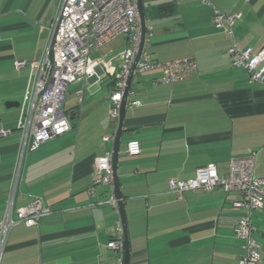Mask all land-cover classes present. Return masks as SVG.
<instances>
[{
  "label": "crops",
  "instance_id": "0c3cea01",
  "mask_svg": "<svg viewBox=\"0 0 264 264\" xmlns=\"http://www.w3.org/2000/svg\"><path fill=\"white\" fill-rule=\"evenodd\" d=\"M56 1L0 0V89L6 102L18 103L12 107L18 108L16 122L0 121V128L10 130L0 136V220ZM209 1L143 0L145 30L152 31L145 50L156 62L192 58L196 69L167 84L154 83L160 68L132 76L133 99L140 104L126 106L117 156L128 264H231L243 254V242L234 234L241 215L232 206L237 193L186 191L179 199L167 185L169 179L193 178L197 168L211 162L225 174L229 158L252 152L255 175L264 177V87L230 64L232 38L212 20L214 8L240 13L232 27L238 46L264 49V0ZM112 41L101 47L109 50L97 60L117 65L125 39ZM16 60L26 65L16 70ZM93 82H76L78 107L66 110L70 131L26 152L14 207L37 196L51 212L37 226L18 224L3 242L0 238V264L113 262L106 243L117 235L119 213L97 204L113 190L92 181L94 158L113 146L102 137H113L118 119L109 116L112 79L103 78L91 93ZM132 139L140 143L136 156L126 154ZM252 223L264 264V204Z\"/></svg>",
  "mask_w": 264,
  "mask_h": 264
},
{
  "label": "built area",
  "instance_id": "2783aa9c",
  "mask_svg": "<svg viewBox=\"0 0 264 264\" xmlns=\"http://www.w3.org/2000/svg\"><path fill=\"white\" fill-rule=\"evenodd\" d=\"M210 4L209 0H199ZM240 13L226 14L214 8L212 20L216 27L232 38L227 49L230 64L243 68L253 82L264 87V49L256 51L247 47L241 49L233 37L232 27ZM48 38L38 61L33 80L30 100L18 146L17 157L6 208L0 220V238L3 242L7 232L18 224L26 227L37 226L40 219L50 214L51 209L40 197L32 199L15 209V199L22 179L25 155L28 150L37 148L41 143L70 131L71 123L63 108L65 94L71 83L86 82L94 78L100 83L103 78L112 79L109 95V116L118 119L122 95L130 74L133 61L142 41V23L138 11V0H57L53 12L47 21ZM152 31L145 30L143 49L133 74L160 68L161 75L154 83H171L182 79L196 69L192 58H182L165 62H156L145 50ZM122 36L125 47L116 57L117 65L103 60L92 61V52L103 47L113 39ZM14 68L20 70L26 65L24 60H16ZM97 69L101 70L98 73ZM81 94V91L79 95ZM134 91L129 88L126 106H138L133 99ZM10 130L0 128V136ZM104 142H112L110 136H103ZM140 143L136 139L126 144V154H140ZM255 153L244 157H231L225 174L217 172L214 163H208L196 169L195 176L188 180L169 179L168 188L181 198L186 191H212L220 189L226 193H237L232 202L241 215L234 226V234L242 240L243 254L231 264H260V244L255 239V226L252 215L264 204V177L255 175ZM93 186L108 185L112 188V150L94 158ZM93 189V187H92ZM116 211L117 200L113 192L105 202ZM117 235L106 246L112 250L114 260L111 264H123L124 241L120 219L117 222Z\"/></svg>",
  "mask_w": 264,
  "mask_h": 264
},
{
  "label": "water",
  "instance_id": "95a60500",
  "mask_svg": "<svg viewBox=\"0 0 264 264\" xmlns=\"http://www.w3.org/2000/svg\"><path fill=\"white\" fill-rule=\"evenodd\" d=\"M138 11H139L141 23H142V41H141L139 51L133 61L130 74L126 81V86H125L124 93L121 99V104H120L117 130L112 137L113 138L112 140V143H113V146H112V176H113L112 190H113L114 197L117 200V208H118L119 218H120L122 232H123V241H124V262L123 264H128L130 250H129V240H128V234H127L126 219H125L124 207H123V202H122L121 186H120L118 174H117V156H118V150H119V144H120L122 125H123L124 115L126 111L128 90L130 88L133 71L139 59L140 53L143 49L144 35H145V19H144V11H143V0H138ZM16 106H18V103H14V102L4 103V107L6 109L16 107Z\"/></svg>",
  "mask_w": 264,
  "mask_h": 264
},
{
  "label": "rangeland",
  "instance_id": "374dc122",
  "mask_svg": "<svg viewBox=\"0 0 264 264\" xmlns=\"http://www.w3.org/2000/svg\"><path fill=\"white\" fill-rule=\"evenodd\" d=\"M120 37H122V36H120ZM115 41H117V40H115ZM111 46L112 47H118V44L116 42L112 41L111 42ZM118 49L119 48L115 49L116 51L114 53H116L118 51ZM108 50H109V48H107V47H105L103 49L101 48V49L97 50L96 52H93L90 55V59L92 61H95L99 57H101L102 54L105 51L108 52ZM77 84H79V83L74 82V83H71L69 85V87H68V90H67L66 95H65V100L63 102V108H64L65 111L70 109V108H74V107L77 108L78 107L77 96H76V93H75L76 88H78ZM1 87H3V85ZM89 88L91 90V93L92 92H97L100 89V84L98 82H93V83L89 84L88 89ZM6 95H7L6 92H2L1 89H0V121H2V122L6 121V122H10L11 124H14L16 122V119H17V116H18L17 115L18 108L5 109L4 103L7 100H4V99H6L5 98Z\"/></svg>",
  "mask_w": 264,
  "mask_h": 264
}]
</instances>
